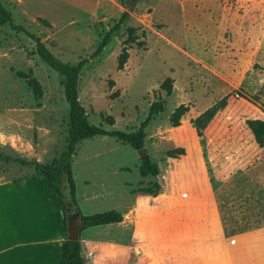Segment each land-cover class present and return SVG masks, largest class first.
Returning a JSON list of instances; mask_svg holds the SVG:
<instances>
[{
	"label": "rangeland",
	"instance_id": "rangeland-1",
	"mask_svg": "<svg viewBox=\"0 0 264 264\" xmlns=\"http://www.w3.org/2000/svg\"><path fill=\"white\" fill-rule=\"evenodd\" d=\"M1 1L14 21L40 36L60 60L89 59L78 78V99L91 124L134 131L153 101L164 102V110L145 128L148 156L176 149L184 153L182 145L168 140L187 139L188 118L227 95L203 138L196 135L224 230L230 234L264 226V146L254 141L245 123L264 118V0ZM123 11L129 13L127 21L103 53L91 58ZM128 27L136 28V41L127 45L129 56L118 69ZM17 72L37 79L40 97ZM167 77L170 94L160 88ZM181 103L188 111L175 128L169 115ZM68 110L58 73L36 54L34 41L0 25V152L52 162L66 147ZM103 114L111 115L114 124ZM95 161L131 171L142 158L129 145L100 135L76 145L71 167ZM29 173H36L33 166L0 161V177ZM153 184L139 180L130 187L135 191Z\"/></svg>",
	"mask_w": 264,
	"mask_h": 264
},
{
	"label": "crops",
	"instance_id": "crops-1",
	"mask_svg": "<svg viewBox=\"0 0 264 264\" xmlns=\"http://www.w3.org/2000/svg\"><path fill=\"white\" fill-rule=\"evenodd\" d=\"M187 122V139L166 135L183 154H149L156 175H141V163L131 171L104 161L71 167L83 214L115 210L122 216L80 232L85 264H264V226L224 230L195 128ZM139 180L157 182L156 194L132 191ZM65 239L58 197L42 175L0 177V264H60Z\"/></svg>",
	"mask_w": 264,
	"mask_h": 264
},
{
	"label": "trees",
	"instance_id": "trees-1",
	"mask_svg": "<svg viewBox=\"0 0 264 264\" xmlns=\"http://www.w3.org/2000/svg\"><path fill=\"white\" fill-rule=\"evenodd\" d=\"M129 18V13L123 11L118 19L108 28V30L102 36L100 42L91 53V58L99 57L104 48L110 43L114 34L122 27V25ZM8 24L10 28L16 32H22L35 43L36 54L43 60L50 68L58 73L59 83L62 86L64 97L68 103V127H67V142L65 149L59 154V156L50 163L38 162L27 160L18 156L5 155L0 152V161L6 163H17L24 166H33L37 174L42 175L47 182L49 188H51L57 195L59 206L63 214V225L65 228V203L60 191L62 184V177H66L67 188L71 192V197L75 206H77L76 200V184L72 176L71 171V159L75 152L76 145L88 138L95 136L106 135L116 138L123 144L129 145L133 149H139L144 146L145 128L152 117L164 110V102L160 99L153 101L149 108L146 117L140 122L139 126L134 131H122L117 129L107 130L102 127L101 124L94 125L88 121L87 112L84 106L78 99V78L82 68L88 63L87 57L80 58L76 63H68L57 58L46 45V43L40 38V36L31 32L25 26L18 24L14 21L13 16L9 9L5 7L0 0V25ZM128 36L124 40L123 47L117 57V68L122 69L127 61L129 52L127 45L136 41V28H127ZM140 44V42H137ZM17 75L24 78L28 86L31 87L33 94L36 97L41 96L40 84L36 78L32 77L30 73L17 72ZM172 80L167 77L160 84V88L164 89L167 94L171 93ZM264 91V82L262 85ZM227 103V95L220 98L211 106L203 110L195 118L191 119V123L194 126L198 137L203 138V130L215 116V114L222 109ZM188 111V106L184 103L177 105L169 115V122L172 127L180 125V119ZM104 120L110 124H114V118L111 115H104ZM247 127L252 133L254 141L259 146H264V118H253L245 121ZM177 153H183L182 149H176L171 151L169 155H176ZM140 174L146 176L156 175L159 172L156 162L150 160V158L142 159L139 166ZM158 183L154 182L153 187H142L139 190L156 194L158 190ZM80 211V209L78 208ZM81 215V231L89 226L100 225L110 222H117L122 219V216L115 210L97 212L94 214ZM60 264H85L84 258L81 254V242L80 239L71 240L65 239L61 245V258Z\"/></svg>",
	"mask_w": 264,
	"mask_h": 264
},
{
	"label": "water",
	"instance_id": "water-1",
	"mask_svg": "<svg viewBox=\"0 0 264 264\" xmlns=\"http://www.w3.org/2000/svg\"><path fill=\"white\" fill-rule=\"evenodd\" d=\"M142 159H146L148 155L145 153V147L136 149ZM63 201L65 203V230L66 239L77 240L81 232V215L78 208L73 203L71 192L67 188L66 177H62L60 188Z\"/></svg>",
	"mask_w": 264,
	"mask_h": 264
}]
</instances>
